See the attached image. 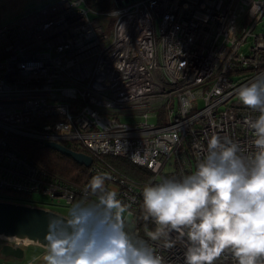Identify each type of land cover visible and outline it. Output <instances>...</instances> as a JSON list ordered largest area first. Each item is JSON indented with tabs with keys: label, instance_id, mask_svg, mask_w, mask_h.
Returning <instances> with one entry per match:
<instances>
[{
	"label": "built area",
	"instance_id": "obj_1",
	"mask_svg": "<svg viewBox=\"0 0 264 264\" xmlns=\"http://www.w3.org/2000/svg\"><path fill=\"white\" fill-rule=\"evenodd\" d=\"M82 2L59 0L0 26V190L64 199L71 210L98 200L89 183L107 173L105 188L128 206L127 230L167 264H184L177 234L167 249L147 236L151 218L146 233L139 224L149 181L120 174L104 157L122 156L155 176L172 158L181 179L214 134L253 154L250 121L260 113L238 90L264 73V0H122L103 15L107 27ZM12 135L78 144L96 161L61 177L21 152Z\"/></svg>",
	"mask_w": 264,
	"mask_h": 264
},
{
	"label": "clouds",
	"instance_id": "obj_2",
	"mask_svg": "<svg viewBox=\"0 0 264 264\" xmlns=\"http://www.w3.org/2000/svg\"><path fill=\"white\" fill-rule=\"evenodd\" d=\"M259 7V5H257ZM241 103L259 116L250 121L256 151L218 135L207 154L181 179H164L143 188L144 219L156 225L147 236L162 247L184 243V264H264V73L238 90ZM104 173L89 187L98 200L73 205L67 219L50 222L46 264H167L147 241L127 230V209L116 191L105 188Z\"/></svg>",
	"mask_w": 264,
	"mask_h": 264
},
{
	"label": "rangeland",
	"instance_id": "obj_3",
	"mask_svg": "<svg viewBox=\"0 0 264 264\" xmlns=\"http://www.w3.org/2000/svg\"><path fill=\"white\" fill-rule=\"evenodd\" d=\"M57 1L59 0H0V26L7 25L16 19H22L26 16L32 15ZM82 4L86 9H88L89 18L98 19L100 24L104 27H107L109 24L110 17L103 15H108V13L118 8L116 0H83ZM248 45L249 40H247L241 47V51L243 52ZM149 121L154 122V119L150 118ZM159 173L174 179H178V177H180L172 158L167 160ZM0 199L51 209L67 217L70 212L66 200H50L38 193L25 195L2 190L0 193ZM4 242L6 241L0 238V248ZM24 250L26 251V257H23L22 259L20 258L19 260L14 257H3L0 254V264H22L34 257H37L38 253L41 251L45 252L42 246L35 244H29V246L24 247Z\"/></svg>",
	"mask_w": 264,
	"mask_h": 264
},
{
	"label": "water",
	"instance_id": "obj_4",
	"mask_svg": "<svg viewBox=\"0 0 264 264\" xmlns=\"http://www.w3.org/2000/svg\"><path fill=\"white\" fill-rule=\"evenodd\" d=\"M127 2L128 0H124ZM117 6L122 0H116ZM45 146L72 158L77 164L89 167L93 157L76 152L57 142H44ZM68 217L51 209L0 200V238L6 241L0 248L3 257H23V245L35 244L47 249V233L50 222Z\"/></svg>",
	"mask_w": 264,
	"mask_h": 264
},
{
	"label": "trees",
	"instance_id": "obj_5",
	"mask_svg": "<svg viewBox=\"0 0 264 264\" xmlns=\"http://www.w3.org/2000/svg\"><path fill=\"white\" fill-rule=\"evenodd\" d=\"M43 121H44L43 119L37 120L31 125V127H36L40 124V122ZM12 141L14 142L15 146L21 152L27 155L31 160L35 161L42 167L46 168L47 170L61 177H69L70 175H73L78 171L85 172L86 170L84 166L77 164L69 156H66L56 150L48 148L47 146H45L43 142L36 140L35 138L20 136V135H12ZM65 146L72 149L73 151L83 152L90 155L89 151H87L81 145L65 144ZM104 158L114 170L118 171L120 174H123L135 181H142V182L149 181V184L151 185V184L159 183L161 182V180L164 179H174L166 175H161V173L155 176L148 169L136 165L122 156L108 155L105 156ZM95 161L96 158L93 157V162ZM79 179H81V176L79 177ZM178 179H180V177H178ZM1 192L2 190H0V193ZM144 215L145 213L143 211V201H142L140 203L138 219H139V224L142 227L143 233H146L147 228L150 227L148 220L144 219Z\"/></svg>",
	"mask_w": 264,
	"mask_h": 264
},
{
	"label": "crops",
	"instance_id": "obj_6",
	"mask_svg": "<svg viewBox=\"0 0 264 264\" xmlns=\"http://www.w3.org/2000/svg\"><path fill=\"white\" fill-rule=\"evenodd\" d=\"M113 186L112 185H110V184H107L106 185V188L108 189H111ZM27 246H29V244H26V245H24V246H22L23 248L24 247H27ZM44 250H45V252L44 251H41L40 253H38V255H37V257H34V258H32V259H30L29 261H27V262H25V263H22V264H46V262H45V260H44V256L46 255V251H47V249L46 248H44ZM23 257H26V251L24 250V254H23ZM22 257V258H23ZM21 258V259H22ZM17 260H19V259H17ZM38 261V262H37Z\"/></svg>",
	"mask_w": 264,
	"mask_h": 264
},
{
	"label": "flooded vegetation",
	"instance_id": "obj_7",
	"mask_svg": "<svg viewBox=\"0 0 264 264\" xmlns=\"http://www.w3.org/2000/svg\"><path fill=\"white\" fill-rule=\"evenodd\" d=\"M90 167V166H89ZM89 167H85L86 169H88ZM86 171V170H85ZM6 242H4L3 244H5Z\"/></svg>",
	"mask_w": 264,
	"mask_h": 264
},
{
	"label": "bare ground",
	"instance_id": "obj_8",
	"mask_svg": "<svg viewBox=\"0 0 264 264\" xmlns=\"http://www.w3.org/2000/svg\"><path fill=\"white\" fill-rule=\"evenodd\" d=\"M118 96H120L119 93H118Z\"/></svg>",
	"mask_w": 264,
	"mask_h": 264
}]
</instances>
